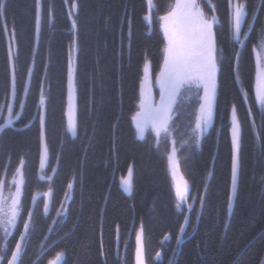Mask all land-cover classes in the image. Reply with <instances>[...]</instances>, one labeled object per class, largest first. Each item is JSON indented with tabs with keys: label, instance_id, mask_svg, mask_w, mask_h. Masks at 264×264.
Listing matches in <instances>:
<instances>
[{
	"label": "trees",
	"instance_id": "trees-1",
	"mask_svg": "<svg viewBox=\"0 0 264 264\" xmlns=\"http://www.w3.org/2000/svg\"><path fill=\"white\" fill-rule=\"evenodd\" d=\"M78 54L74 52L77 135L67 132V63L71 44L70 5L63 0H41V31L37 42L35 0H6L9 32L16 34L13 52L17 67V102L25 100L21 119L0 133V179L10 180L24 160L25 186L22 205L33 211L23 264H48L62 252L60 264H134L135 232L143 224L146 264H258L264 256V146L254 138L251 121L261 123L253 91L255 65L253 45L264 28V0H247L249 17L243 31L249 38L238 68L233 56L227 0H212L220 18L218 44L225 48L220 66L218 106L214 123L197 148L177 143L179 171L188 182L189 196L205 194L193 211L179 212L167 154L171 142L149 130L144 139L135 134L132 116L137 111L139 83L145 59L151 62L153 78L162 64L164 37L159 17L174 0H153L151 23L147 0H77ZM211 14L207 0H200ZM53 19H48V5ZM255 16L253 28L247 24ZM74 17V18H76ZM0 17V102L10 85L9 36ZM35 52V55H34ZM45 65L47 69L45 70ZM33 68L29 92L23 84L28 67ZM46 96V139L49 157L40 169L37 113L40 85ZM248 91L245 103L241 89ZM236 103L242 124L241 169L232 213H227L231 192L230 111ZM198 104L195 90L186 92L175 106L174 124L186 130ZM249 108L252 117H249ZM0 116V124L4 117ZM177 139H179L177 137ZM57 155L59 159H57ZM132 170V188L121 183ZM55 169V171H53ZM51 176V181L40 179ZM73 183L71 201L64 198ZM49 187V211H44V193ZM35 196V202H33ZM189 202H192L189 200ZM61 203L69 209L57 216ZM189 216L186 235L176 244L184 215ZM199 214V219H197ZM27 218V213L23 214ZM55 221V223H54ZM225 221L228 228H225ZM119 226V231H117ZM51 229V231H50ZM22 223L9 238L14 249ZM119 236V240L117 237ZM169 237L165 239V237ZM0 232V245L3 244ZM43 245V248L41 247ZM160 257H156V253Z\"/></svg>",
	"mask_w": 264,
	"mask_h": 264
},
{
	"label": "snow or ice",
	"instance_id": "snow-or-ice-1",
	"mask_svg": "<svg viewBox=\"0 0 264 264\" xmlns=\"http://www.w3.org/2000/svg\"><path fill=\"white\" fill-rule=\"evenodd\" d=\"M149 5V14L145 20L151 23V8L153 0H147ZM65 5H70L68 16L71 19V44L69 47L67 63V132L73 137L77 135V110L74 102V91L76 88V68L74 67L73 53L79 52L77 41V19L76 13L79 5L77 0H63ZM211 14L206 13L200 0H175V6L166 14L159 17L162 21L161 28L165 46L163 49L162 64L159 71L155 74L151 71V62L147 59L143 65V76L139 83L138 110L133 114L135 134L138 139H144L146 132L151 130L157 139L159 145L160 138L165 142H171V151L167 154L169 170L175 180L179 170V158L177 143L181 147L192 144L195 147L200 146L201 139L209 128L213 126L214 118L218 106V88L220 66L224 59L225 48L218 44V26L221 21L216 15V6L212 0H207ZM229 9V28L231 41L234 46L233 56L237 68V81L239 80V63L241 53L235 46L243 48L249 38V31H243L246 23V17H249L247 9V0H227ZM41 0H35V30L37 42L39 41L41 31ZM53 5H48V19H53ZM0 17L5 18L4 32L9 36L8 61L10 69V85L6 91L3 102H0V116L6 112L4 123L0 124V133L11 127L16 120L21 119L25 108V100L19 99L20 111H14V103L17 102V81L15 57L13 46L16 40L15 29L9 32L6 20V0H0ZM76 17V18H74ZM255 16H251L247 27L253 28ZM255 54V84L254 94L255 102L259 107L261 114V123L259 126L255 119L251 121V128L254 138L260 141L264 146V28L258 33L257 43L253 45ZM35 55V52H34ZM47 65H45V70ZM33 68L27 69V80L23 84V92L26 96L29 92V86ZM159 89L158 100L153 96V86ZM195 90L196 109L194 123L190 122L186 130L181 131L180 127L174 124V112L178 99L186 92ZM241 96L244 102L248 101V91L241 89ZM249 117H252V109L249 108ZM39 124L40 141V169L43 173L49 157V145L46 139V96L44 94L43 82L40 85V95L37 105V113L33 117ZM230 144H231V192L227 201V213L230 216L233 208V200L238 192L239 176L241 169V148H242V124L238 116L236 103H231L230 111ZM177 137L179 139H177ZM57 159L59 156L57 155ZM24 160L16 167L12 175L11 186L7 196L4 195L5 181L0 179V229L3 231V244L0 245V264H23V257L26 253L27 236L30 231V224L33 220V211L26 210L22 205V195L25 186ZM55 171V169H53ZM40 179L51 181V176L41 175ZM175 184V208L177 211H193V205L197 200L201 207L205 204V194L189 196L188 182ZM125 191L130 192L132 188V170L129 168L127 178L121 181ZM14 187V191H12ZM68 192H65L66 201H71L70 194L73 189V183L67 185ZM53 194V189L49 187L43 195L44 211H49V198ZM35 202V196H33ZM191 200L192 202H189ZM27 213V218L23 214ZM69 209L61 203L60 210H57V216H66ZM184 223L180 226L179 235L176 237V244L180 245L182 238L186 235L185 226L189 225V216L184 215ZM199 219V214H197ZM22 223L23 231L19 232V239L15 240L14 249L9 248V238L17 230L18 225ZM55 223V221H54ZM225 228L228 223L225 221ZM51 231V229H50ZM119 231V226H117ZM169 237H165L168 239ZM119 240V236L117 237ZM145 231L141 224L138 231L135 232V264H146L145 259ZM43 248V245H41ZM63 253L58 252L55 260H50L48 264H56V261L62 257ZM160 257V253H156ZM171 264V261H170ZM258 264H264V256H261Z\"/></svg>",
	"mask_w": 264,
	"mask_h": 264
},
{
	"label": "rangeland",
	"instance_id": "rangeland-1",
	"mask_svg": "<svg viewBox=\"0 0 264 264\" xmlns=\"http://www.w3.org/2000/svg\"><path fill=\"white\" fill-rule=\"evenodd\" d=\"M175 6V0H174V3H173V6H172V8ZM161 23H162V21L160 20V29H161V32H162V34H163V30H162V28H161ZM164 37V36H163ZM165 42V41H164ZM165 46V45H164ZM73 58H74V53H73ZM253 58H254V65H255V54H254V52H253ZM154 79H155V77L153 78V81H154ZM254 84H255V76H254ZM254 84H253V91H254ZM158 93H159V89L157 88V87H155V85L153 86V96H154V98L156 99V100H158ZM254 96H255V94H254ZM74 102H75V100H74ZM137 110H138V105H137ZM6 116V115H5ZM4 119H5V117H4ZM133 121V120H132ZM133 126H134V122H133ZM135 128V127H134ZM171 151V150H170ZM168 169H169V167H168ZM170 171V170H169ZM170 174H171V172H170ZM171 179H172V186H173V189H174V194H175V184L176 183H178L177 181H175L174 180V178H173V176H172V174H171ZM2 180H4L5 181V188H4V195L5 196H7V194H8V190H9V187L11 186V180H12V178L8 181V180H6L5 178L4 179H2ZM186 181V180H185ZM179 183H182V182H179ZM189 188V187H188ZM15 189H14V187H12V191H14ZM139 230V229H138ZM137 230V231H138ZM0 232H2L3 233V231H2V229H0ZM56 259V256L54 257V258H52L51 260H55ZM61 260H62V257L59 259V260H57L56 261V264H60L61 263Z\"/></svg>",
	"mask_w": 264,
	"mask_h": 264
},
{
	"label": "water",
	"instance_id": "water-1",
	"mask_svg": "<svg viewBox=\"0 0 264 264\" xmlns=\"http://www.w3.org/2000/svg\"><path fill=\"white\" fill-rule=\"evenodd\" d=\"M127 176H128V174H127ZM175 179L178 181V183L181 181V175L179 174V172L177 173V177Z\"/></svg>",
	"mask_w": 264,
	"mask_h": 264
},
{
	"label": "bare ground",
	"instance_id": "bare-ground-1",
	"mask_svg": "<svg viewBox=\"0 0 264 264\" xmlns=\"http://www.w3.org/2000/svg\"><path fill=\"white\" fill-rule=\"evenodd\" d=\"M178 172H179V174H181L179 170H178ZM183 180H184V179H183ZM175 181H177V180L175 179ZM177 182H178V181H177ZM180 182H182V180H181ZM172 188H173V186H172ZM126 192H128V191H126ZM173 192H174V189H173ZM174 196H175V194H174ZM175 203H176V197H175ZM179 212H180V211H179ZM185 215H188V214H185Z\"/></svg>",
	"mask_w": 264,
	"mask_h": 264
}]
</instances>
